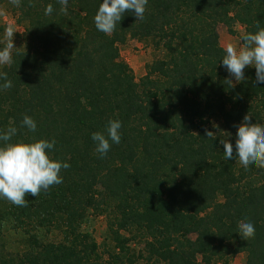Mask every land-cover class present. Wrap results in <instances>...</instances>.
I'll return each instance as SVG.
<instances>
[{"label":"trees","instance_id":"obj_1","mask_svg":"<svg viewBox=\"0 0 264 264\" xmlns=\"http://www.w3.org/2000/svg\"><path fill=\"white\" fill-rule=\"evenodd\" d=\"M5 1L24 43L0 65L12 81L0 90V129L17 127L13 142L54 139L50 158L70 167L61 184L26 194L27 206L0 199V264H228L238 253L264 264V168L226 161L220 143L235 144L247 114L264 127V85L254 67L233 83L216 32L220 23L264 29V0H148L143 20L126 10L109 35L94 24L101 0H69L66 11L58 0ZM129 38L163 51L138 80L120 58ZM25 115L36 132L21 127ZM110 119L121 121V141L101 157L91 134ZM91 213L106 217V259L82 228ZM242 220L255 225L247 241ZM6 222L22 249H6ZM53 230L60 239L47 237Z\"/></svg>","mask_w":264,"mask_h":264},{"label":"clouds","instance_id":"obj_2","mask_svg":"<svg viewBox=\"0 0 264 264\" xmlns=\"http://www.w3.org/2000/svg\"><path fill=\"white\" fill-rule=\"evenodd\" d=\"M15 6L21 5V0H11ZM62 10H67L69 0H58ZM148 0H101L94 16L97 31L106 35L112 34L118 22L121 21L126 10L132 12L137 20H143ZM54 9L51 4L45 8V15H51ZM242 33L240 46L237 48L229 43L223 48L224 55L220 59L221 66L226 69L236 82L245 79L246 67L256 70L257 85H264V29ZM14 29L10 25L6 29L7 43L0 48V65H10L13 62L12 49L14 48ZM0 90L12 87V81L7 73L0 71ZM232 82L231 80H227ZM249 114L243 117L237 125L235 144L228 139L220 141L223 145V154L226 161L234 160L241 166L264 168V127L250 122ZM21 127L29 132H36L37 122L28 115L23 117ZM122 123L118 119H110L104 132H93L91 139L95 143V151L104 157L110 151L112 144L121 141L120 129ZM18 129L9 126L0 129V199H6L20 207L27 206L26 194L37 197L42 190L63 182L60 174L62 169H68L66 161L50 158L49 153L55 147V140H17L12 141ZM212 131L206 130V137H211ZM235 150V152H234ZM237 234L244 240L255 236V225L251 221L238 222Z\"/></svg>","mask_w":264,"mask_h":264},{"label":"rangeland","instance_id":"obj_3","mask_svg":"<svg viewBox=\"0 0 264 264\" xmlns=\"http://www.w3.org/2000/svg\"><path fill=\"white\" fill-rule=\"evenodd\" d=\"M14 29L13 44L14 49L20 48L24 43V25L17 23L15 16L12 12V7L9 2L5 1L0 4V26L4 31V41L6 40V29L9 26ZM233 32H230L228 28L222 23L216 27L219 44L224 48L227 44L231 43L237 48L240 46V37L244 33V28L240 24L233 26ZM120 58L125 61L133 71L135 79H139L145 73V65L150 63L156 58L162 57L163 51L154 49L147 41H137L135 39H128L124 44L119 46ZM233 83H237L235 78L232 77ZM221 128V121L214 119L212 121V130L217 133ZM4 237L6 243V249L9 251H18L22 249L20 242V234L15 232L10 223H4ZM85 231H88L99 245V251L102 253L104 259L107 258L108 251L112 250V242L108 237L107 221L104 215H97L94 213L88 214L85 222L82 225ZM49 239H60V233L56 230L47 233ZM193 238L194 235H191ZM130 249L135 254L141 251L142 244L138 241H131ZM245 255L243 253L236 254L229 260L228 264H244ZM139 263V262H138ZM142 264V263H139ZM213 264H224L221 261H214Z\"/></svg>","mask_w":264,"mask_h":264}]
</instances>
